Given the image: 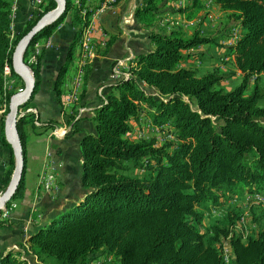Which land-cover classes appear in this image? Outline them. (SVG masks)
<instances>
[{"label": "trees", "instance_id": "1", "mask_svg": "<svg viewBox=\"0 0 264 264\" xmlns=\"http://www.w3.org/2000/svg\"><path fill=\"white\" fill-rule=\"evenodd\" d=\"M14 1L0 0V103H7L8 112L11 97L24 89L22 78L13 70L15 48L45 14L57 7L54 0H43L42 13L14 39ZM142 1L136 17L150 30L155 49L138 56L125 70L128 78L115 81L101 97L92 119L96 132L87 133L81 141L82 184L86 189L83 198L38 227L29 242L46 264H90L100 254L113 256L119 264H264V216L258 225L253 217L245 218L251 233L244 241L236 229L243 215L236 208L229 209L225 201L228 197L264 196V0H212L245 31L230 48L243 80L229 92L216 88L223 80L217 70L198 76L197 70L180 67L186 58L184 51L216 40L201 37L199 32L188 37L181 28L156 30L164 0ZM204 1L190 0L179 12L193 20L205 8ZM70 14L75 31L62 52L55 85L60 97L91 13L83 14L73 0H67L66 13L40 31L30 45L51 36ZM9 67L12 77L20 81L11 89L6 88L5 81ZM30 67L36 88L24 110L31 107L40 90V58ZM254 77V88L248 94ZM141 115H146L155 128L168 126L172 140L162 145L154 139L129 140L130 121H139ZM82 120V114L73 109L68 120L72 129L65 138L79 131ZM5 121L6 115L0 114L1 139L11 150L0 193L8 187L15 169ZM36 121L42 123L43 133L61 126L53 120L42 122L33 112L22 116L18 132L25 158L26 128L36 131ZM127 162L139 164L147 175L140 178L122 173V165ZM23 186L24 176L7 207L23 197ZM205 207L229 209L225 221L216 220L204 230ZM5 223L0 221V228ZM226 243L228 261L223 250ZM0 264L29 263L8 254L0 258Z\"/></svg>", "mask_w": 264, "mask_h": 264}, {"label": "crops", "instance_id": "2", "mask_svg": "<svg viewBox=\"0 0 264 264\" xmlns=\"http://www.w3.org/2000/svg\"><path fill=\"white\" fill-rule=\"evenodd\" d=\"M43 4V0L14 1L11 24V27H14L13 30L11 28L14 39L24 32L31 19L42 13ZM142 4V0H122L117 4L107 0H84V3L82 2V13L83 10L91 13L88 20L92 24L94 50L81 72L79 63L81 47L84 48L83 42H80L81 46L79 44L76 46L72 63L66 73L62 97L56 92L55 85L62 67L63 48L72 40L75 31L72 15H68L51 36L42 37L35 44L29 46L28 61L36 55V50H39V55L32 64H38L40 58L41 83L40 90L35 94L31 107L26 110L23 107L21 115L24 116L35 111L42 122L53 120L60 125L66 124L72 129L68 120L75 109L79 115V112L84 110L83 120L77 126L79 131L71 132L70 136L65 139L58 135H56V139L52 138L51 132L43 133L40 126L36 131L27 126L23 197L11 204L12 219L0 228V258L13 254L17 258L26 260L29 264H46L40 260L29 242L30 235L51 218L78 203L86 193L82 184L81 141L87 133L96 132L92 119L95 116V110L101 105L102 95L108 93L106 88L115 82L111 79L114 67L119 60L124 59L128 62V64H124V70H126L136 62L138 56L155 49L149 39L150 30L136 17V10ZM189 4L190 0H164L159 11V21L154 28L163 32L181 28L188 37L199 32L201 37L211 38L216 40V43L204 44L184 51L186 58L181 62L180 67L199 71L209 61L214 66L215 56H219L218 64L214 70H217L223 77L220 83L226 85L231 81L229 78L237 76L243 80L244 75L236 69L235 56L230 52V48L234 47L245 33L242 26L238 22L231 21L228 17L229 13L222 11L212 0L204 1L203 11L195 19L187 20L179 10ZM217 13L227 17L228 26H230L228 29L224 28L226 24L223 21L221 24L219 23V26L216 24ZM214 28L218 30H211ZM88 29L89 31L83 35V37H87V40L91 38V29L90 27ZM208 34L215 36L211 35L210 37ZM226 63L232 64L233 70L231 71L233 72H230ZM255 79L254 77L249 82V94L254 88ZM12 83L13 85H10L9 88L6 86V88L11 89L15 84H20V81L13 78ZM71 93H76L77 100L66 111L62 103L69 98ZM0 109L2 108L0 107ZM130 124L132 130L126 137L131 141L148 138V135L140 131L144 125L155 131L169 129L168 126L154 128L146 115H141L139 121L132 119ZM10 157L11 150L2 142L0 127V182L9 169ZM50 161L60 164L57 171L59 191L52 195L39 192L38 188L39 178L45 164L49 165ZM33 206L37 207V211L33 220L30 221Z\"/></svg>", "mask_w": 264, "mask_h": 264}, {"label": "rangeland", "instance_id": "3", "mask_svg": "<svg viewBox=\"0 0 264 264\" xmlns=\"http://www.w3.org/2000/svg\"><path fill=\"white\" fill-rule=\"evenodd\" d=\"M81 8H82V6H81ZM84 11H83V14H86L87 11H85V12ZM217 15H218V18L216 19V21H217L216 24L219 26V23L221 24V22L223 21L227 25V26L225 25L224 28L228 29V27H230V26H228L227 17L223 16V15L221 16L219 13H217ZM88 27H91V21L88 22V25L84 29V35H85V32L89 31ZM13 28H12V30H13ZM211 30L216 31L218 29L214 28V29H211ZM225 31H224V33H225ZM213 34H208V35L210 37H211V35L214 37L215 35H213ZM215 34H216V32H215ZM82 40H84L83 37H82ZM215 57H216V59H215L214 64H213L214 66H212V64H210L211 62L209 61L208 64H205V67H202V68L199 69L198 76H203V75H205V74H207L209 72H213L214 71V69L216 68V65L218 64V61H219V56L218 57L215 56ZM25 64L28 67H30V64L28 63V61L25 62ZM124 64L126 65V64H128V62L126 61V62H124ZM210 65L212 66V68H209V67H211ZM225 65L230 68L229 69L230 72H233V71H231V70H233L232 64L226 63ZM121 79H123V78H121ZM229 79L231 80L229 83H226V85L224 83H220L219 85L216 86V88L217 89H223L224 91L228 92V91H232L233 89L237 88L242 82V78L238 77V76L234 77L232 79L231 78H229ZM12 80H13L12 70L9 67L5 71V81H6V86H8V88L10 87V85H13ZM262 80H263L262 81V86L264 87V79H262ZM262 105H264V102H262ZM0 107L1 108H5L4 112L0 113V114L6 115V118H7V115H8L7 103H3V104L0 103ZM140 131H142V132H144V134L148 135V138H147L148 140L154 139L159 145L165 144L168 141L172 140L169 130H163V131L158 130V131H155L153 129L148 128L146 125H144V126H142L140 128ZM69 133H70V130H69V132H57L56 135H58L59 137L62 136V138L65 139V136H67ZM52 162H54V161H52ZM50 163H51V161H50ZM54 163L56 164V167L59 168V164L56 163V162H54ZM122 167H123V169H122L121 172L125 173V174H128V175H132V176L140 177V178L145 177L147 175V173L144 170L140 169V165L139 164L135 165L132 162L131 163L127 162V163H123ZM45 168H47V164H45L44 169ZM38 188L40 190L39 192H45L40 187L39 184H38ZM58 191H59V189L57 191H55L56 193H51V194L47 193V194H50V195L57 194ZM249 196H253V197L264 199V196H262V195H249ZM249 196H247V197H249ZM247 197L245 196L243 198L234 199V200L232 198L228 197L225 200L226 204L230 206L229 209H232V207L236 208L235 210L236 211L238 210L243 215V220H240V222L237 225L236 229H237V232H240L243 235V237H244L243 240L244 241L247 240L248 235L251 233V228L249 226H247L246 219L247 218L250 219L251 217H253L254 223L256 225H258L259 224L258 220L260 218H262V216H264V205L263 204L253 203L252 200H250ZM229 209L226 210L223 207V208H219V209L211 208V210H210L209 207H205V212L207 213V217H206V221H205L206 225L203 227V229L205 230V228H209L212 224H215L216 220H219L220 223H223L225 221V219H226V214L229 211ZM226 257H229V248L226 250ZM99 258L105 259V261L107 263H109V264H118V262H119L116 258H114L111 255L100 254ZM94 259H95V257H94ZM94 259H92V261ZM225 260L227 261V258Z\"/></svg>", "mask_w": 264, "mask_h": 264}, {"label": "water", "instance_id": "4", "mask_svg": "<svg viewBox=\"0 0 264 264\" xmlns=\"http://www.w3.org/2000/svg\"><path fill=\"white\" fill-rule=\"evenodd\" d=\"M57 7L45 14L37 24L19 41L13 54V70L25 84L23 91L14 94L9 104L6 118L5 134L15 156V169L6 190L0 195V211L5 208L17 194L22 183L25 170V152L18 132L21 109L32 99L36 88L34 73L25 64V54L35 36L45 27L56 23L67 11V0H54Z\"/></svg>", "mask_w": 264, "mask_h": 264}, {"label": "built area", "instance_id": "5", "mask_svg": "<svg viewBox=\"0 0 264 264\" xmlns=\"http://www.w3.org/2000/svg\"><path fill=\"white\" fill-rule=\"evenodd\" d=\"M73 1L75 3L74 4L75 7L78 8V0H73ZM107 1L112 2V3L115 2L113 0H107ZM90 29H91V38L88 39V41L86 42V48H81V56H80L81 59H80V63H79L80 67H81V72H82V67L87 63L88 59L93 54V50H94L93 43H92V24H91ZM38 55H39V50L37 49L36 55L32 56V58L29 59L28 63L32 64L33 62H35ZM126 61L127 60L121 59L116 63L114 70H113V73L111 75L112 80L117 81L119 78H128V76L126 75L125 70H124V62H126ZM20 91H23V89H21ZM76 100H77L76 93H71L69 95V98L66 100V102L64 104V109L66 111L68 109H70L72 107V105L76 102ZM83 112H84V110H81L80 115L83 114ZM33 113L36 114L37 112L33 111ZM36 125L41 126L42 123L36 121ZM69 130H70V127L66 124H63L61 126L54 128V130L51 132V137L56 139V133L57 132H69ZM59 168H60V164H59ZM57 171H58V168L56 167V164L52 161L49 165H47V168H45L43 170V172L40 176V179H39V185L45 191V193H50V194L56 193L55 191H57L59 189L58 182H57L58 181L57 180V177H58ZM1 194L2 193H0V195ZM247 198L252 200L253 203L264 205V199L253 197V196H249ZM10 207L6 206L5 208H3L0 211V221L1 222H8L12 219ZM36 211H37V207L33 206L31 208L30 221L33 220L34 215L36 214ZM241 220H243V217L241 218ZM228 248H229V246L226 243L223 250L225 253V258H227V261L229 259V257H226V250ZM105 263H107L105 261V259L99 258V256L91 262V264H105Z\"/></svg>", "mask_w": 264, "mask_h": 264}, {"label": "bare ground", "instance_id": "6", "mask_svg": "<svg viewBox=\"0 0 264 264\" xmlns=\"http://www.w3.org/2000/svg\"><path fill=\"white\" fill-rule=\"evenodd\" d=\"M82 1L83 0H78V8H81V6H82ZM86 33V32H85ZM84 35V34H83ZM84 38V40H82L83 41V47L84 48H86V42L88 41L87 40V37L85 36V37H83ZM82 48V47H81Z\"/></svg>", "mask_w": 264, "mask_h": 264}]
</instances>
